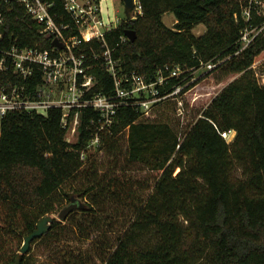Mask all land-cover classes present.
<instances>
[{
  "label": "trees",
  "instance_id": "16d2710c",
  "mask_svg": "<svg viewBox=\"0 0 264 264\" xmlns=\"http://www.w3.org/2000/svg\"><path fill=\"white\" fill-rule=\"evenodd\" d=\"M139 1L143 15L107 36L119 76L136 73L155 82L161 75V95L192 79L191 72L169 78L166 66L191 70L226 60L219 67L239 78L183 134L176 110L167 111L163 102L154 106L162 110L155 116L154 108L149 114L122 108L112 133L103 134L102 145L85 161L81 153L91 139L93 111L83 112L74 144L66 139L61 109L47 117L8 113L0 122V264L14 263L38 223L74 197L87 198L92 212L99 208L103 215L121 208L133 212L117 243L101 251L102 264H264V85L253 69L264 56V30L243 49L247 23L233 0ZM0 12L2 47H52L18 0H0ZM166 14L175 16L173 28L164 23ZM201 24L206 32L196 36L193 30ZM127 30L137 33L134 42L122 41ZM93 48L102 53L98 44ZM86 54L98 80L95 92L113 94L102 60L92 59L89 48ZM40 84V74L28 81L12 67L0 70V88L24 86L31 92ZM229 131L236 132L231 143L221 135ZM100 153L111 159L103 162ZM138 168L150 175L147 183L133 175ZM68 233L54 219L32 245L56 243ZM76 258L75 264H97L87 255ZM27 260L22 256V264Z\"/></svg>",
  "mask_w": 264,
  "mask_h": 264
},
{
  "label": "built area",
  "instance_id": "2783aa9c",
  "mask_svg": "<svg viewBox=\"0 0 264 264\" xmlns=\"http://www.w3.org/2000/svg\"><path fill=\"white\" fill-rule=\"evenodd\" d=\"M108 1L110 0H18L25 8L26 15L39 26L40 34L50 39L52 47L49 49L21 48L17 45L2 47L5 20L0 12V70L12 67L16 74L28 81L35 79L38 74L41 77L40 86L31 92L24 86L0 88V122L10 112L35 113L47 117L51 109H61L66 139L74 144L79 139L82 114L85 110H91L96 116L89 120L92 135L89 145L81 153V159L85 161L88 154H93L100 148L103 134L112 133L122 108L138 107L148 114L158 103L178 98L184 88L191 84L193 75L201 68L183 70L180 66L173 69L166 66L169 78H180L191 72L192 79L190 84L175 87L172 92L162 95L158 87L165 84L166 78L161 75L155 82H148L146 76L136 73L119 76V65L113 57L107 36L124 22L143 15V9L139 0H133L132 11L126 20L120 22L113 14H109ZM122 3L126 7L124 1ZM253 10L252 2L244 12L249 18L248 22L252 20ZM251 26L247 24L244 30L253 29L254 26ZM259 28H264V24ZM255 38L256 36L247 35L243 31V49L249 47ZM127 39L126 36L122 41ZM55 40L63 48L53 46ZM94 44L100 46L101 54L95 53ZM87 48L92 52L91 58L102 60L104 69L113 78V94L95 92L98 80L89 71L92 65L86 54ZM225 61L210 62L202 68L210 72ZM235 134V131H229L221 135L231 143Z\"/></svg>",
  "mask_w": 264,
  "mask_h": 264
},
{
  "label": "rangeland",
  "instance_id": "374dc122",
  "mask_svg": "<svg viewBox=\"0 0 264 264\" xmlns=\"http://www.w3.org/2000/svg\"><path fill=\"white\" fill-rule=\"evenodd\" d=\"M122 2L123 0L108 1L109 14H113L120 22L127 19L126 9ZM233 2L243 9V19L245 22L248 25L254 26L251 30L249 29L246 31L244 28L243 31L246 32L247 35L253 37L259 36L264 30V28H259V26L264 24V0H234ZM252 2L254 10L250 18L252 20L248 22L249 18L245 16L244 12ZM163 20L169 28L175 26L176 18L174 15L166 14ZM253 21H257V23L254 24ZM205 32L206 27L202 24L198 25L193 30L196 36H201ZM253 69L259 83L264 85V56H261L254 64ZM193 77V80L190 82L191 84L189 83L193 85L191 88L185 93L181 92L178 98H172L162 103L164 106L168 107L167 111L172 113L174 109L176 110V115H174V117L179 124V132L182 134L200 117L212 100L217 97L226 86L239 78V75H228L226 73V67L223 66L217 67L210 72L207 71L206 68L201 67V70L196 72ZM159 110L160 107H155L152 115L155 116ZM96 152L97 150L94 151V153ZM102 156V153H100L98 158L103 162H107L111 159ZM138 169L139 170L134 172L133 175L139 174L138 178L140 181L147 183L150 175L147 171L140 170V168ZM179 171V168L176 169L175 174ZM74 199L72 203H79L81 206L80 208L78 206L70 215H66L64 219H60L59 215L72 204L70 202L56 207L49 215L62 222V224L70 230V233L67 234V237L63 236L62 240L56 243L46 239L33 244L29 254L26 255L28 264H75L77 263L76 257H80V255H87L95 259L97 264H102L100 258L101 251H108L111 246L115 245L121 232V227L127 222L133 221L134 215L129 209L125 210L121 208L118 209L116 213H111V215H103L99 213V208H96L97 212H92L86 203L87 198L74 197Z\"/></svg>",
  "mask_w": 264,
  "mask_h": 264
},
{
  "label": "water",
  "instance_id": "95a60500",
  "mask_svg": "<svg viewBox=\"0 0 264 264\" xmlns=\"http://www.w3.org/2000/svg\"><path fill=\"white\" fill-rule=\"evenodd\" d=\"M123 1L126 6L125 7L126 15L129 16L130 12L132 11L134 7V1L133 0H123ZM125 35L131 42H134L137 38V33L132 30H127L125 32ZM53 46L63 48V45L57 40L53 42ZM78 206H79V203H72L59 215V218L64 219L66 215H70L72 212H74ZM53 222H54V218L51 216H47L43 218L38 223L37 228L25 238L24 244L20 251V255L16 258L15 262L11 264H22V256L29 254L32 243L35 240L42 238L50 231V229L52 228Z\"/></svg>",
  "mask_w": 264,
  "mask_h": 264
},
{
  "label": "crops",
  "instance_id": "0c3cea01",
  "mask_svg": "<svg viewBox=\"0 0 264 264\" xmlns=\"http://www.w3.org/2000/svg\"><path fill=\"white\" fill-rule=\"evenodd\" d=\"M0 136H1V129H0Z\"/></svg>",
  "mask_w": 264,
  "mask_h": 264
}]
</instances>
